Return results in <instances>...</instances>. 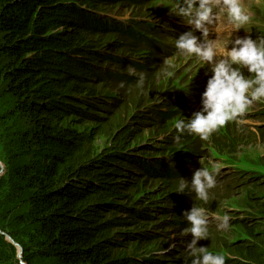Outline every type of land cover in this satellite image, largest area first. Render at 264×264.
I'll use <instances>...</instances> for the list:
<instances>
[{
  "label": "trees",
  "instance_id": "16d2710c",
  "mask_svg": "<svg viewBox=\"0 0 264 264\" xmlns=\"http://www.w3.org/2000/svg\"><path fill=\"white\" fill-rule=\"evenodd\" d=\"M120 1L131 2L0 0V100L11 105L0 122H13L21 157L0 180V230L20 247L22 264H168L129 249L153 241L157 236L144 224L167 212L155 209L157 216H150L152 203L148 206L136 195L141 196L145 181L166 178L151 167L159 168L161 162L126 156L138 164L139 175L120 177L123 167L110 159L93 160L83 134L66 123L69 118L102 122L92 114L96 108L106 112L95 105L100 102L115 108L116 100L96 93L99 83L92 81L97 78L101 84L137 81L119 80V74L101 68L105 61L122 68L133 63L121 56L108 58L118 50L106 41L109 34L126 37V44L138 50L150 49V60L160 49L158 32L148 24L128 32L129 21L117 22L116 28L103 22L99 6L109 8ZM146 30L157 35L155 45L143 39L141 31ZM134 66L152 76L148 66ZM175 98L169 104L176 105ZM171 113L159 115L168 118ZM186 202L188 197L182 205L189 206ZM4 247L10 256L0 253V261L19 264L16 248L0 235V249Z\"/></svg>",
  "mask_w": 264,
  "mask_h": 264
},
{
  "label": "rangeland",
  "instance_id": "374dc122",
  "mask_svg": "<svg viewBox=\"0 0 264 264\" xmlns=\"http://www.w3.org/2000/svg\"><path fill=\"white\" fill-rule=\"evenodd\" d=\"M130 1H120L111 7L107 6L109 8L99 6V10L102 8L98 12L101 13L103 22L116 28L117 20L129 21L128 32L133 31L132 26L141 23L144 26L153 25L159 35L160 49L154 52L153 60H150V49L148 51L145 46H141L138 50L129 43L126 44V37L109 34L106 41L111 46L116 44L118 50L109 53L111 55L108 54V58L125 56L126 60L133 62L131 66L134 68L138 64L148 66L152 76L146 77L142 89H138L136 83L125 84L124 88L111 81L101 84L100 78H97L92 81V85L99 83L95 86L96 93L103 99L116 100L115 108L111 104L103 106L104 102L95 104L106 109V112L92 109L93 115L102 118L100 123L98 120L87 119L80 122V119L81 124H78L76 118L66 120L68 125H73V130L83 134L82 137L90 145L93 160L98 162L110 159L115 166L119 164L123 167L120 177L126 175L137 178L139 175L136 172L140 171L138 164L132 162L133 159L128 160L126 156L141 159L145 163L161 162L157 164L159 168L155 165L151 167L154 172H163L160 175L166 178H150L152 180L145 181L141 196L136 195L143 202H148L146 205L152 203L150 216H157L155 209L167 212L161 211L163 213L153 218L151 224H144L147 232L157 236L153 241L135 246L131 244L129 249L136 251L137 256L155 262L162 260L168 264H190L185 249L191 237L184 234L188 223L182 213L196 204L209 209V237L198 241V246L207 247L214 254H222L225 264H264V102H253L242 116L212 133L208 140L185 134L179 144L175 143V121L190 118L200 110V96L211 72L209 66L203 67L195 58L177 55L174 39L190 30L191 26L171 14V0ZM241 3L251 14L249 23L242 29L234 32L227 23L226 15L220 13L215 24L210 26L209 39L215 40L218 47H224L236 36L264 38V0H241ZM148 32L141 31L143 39H150V45L156 44L157 35L151 36ZM195 34L200 35L199 32ZM227 47L230 48L231 45ZM168 62L175 66L171 69L174 71L171 78L161 75ZM100 64L101 68H109L108 71L119 74V80L138 78L127 72L128 67L122 68L106 61ZM243 71L246 76L249 75L246 70ZM173 98L178 100L177 103L174 101L176 105L168 102L173 101ZM4 101L5 99L0 100V117L11 107ZM83 108L87 111V107ZM171 111L173 114L168 118L159 115ZM13 125V122H0V180L11 173L21 158L18 147L15 148L14 141L18 133ZM115 166L107 168L116 169ZM200 167L216 171V187L210 190L207 204L194 199V193L186 192L185 195L174 192L179 177L190 181L193 172ZM130 169L136 173L133 174ZM168 172L176 173L177 176L171 178ZM186 197L190 199V202H186L189 206L182 205ZM224 214L230 217V227L217 230L216 217ZM244 224L246 226L243 228ZM3 225L7 226L8 220ZM0 235L4 242L14 246L17 251L20 249L9 235L1 230ZM0 253L10 256L6 247L1 248ZM18 261L22 264L21 259ZM0 264L12 263L3 259Z\"/></svg>",
  "mask_w": 264,
  "mask_h": 264
},
{
  "label": "clouds",
  "instance_id": "9594fccd",
  "mask_svg": "<svg viewBox=\"0 0 264 264\" xmlns=\"http://www.w3.org/2000/svg\"><path fill=\"white\" fill-rule=\"evenodd\" d=\"M170 10L172 15L191 26L190 30L174 39L177 55L195 58L203 67L209 66L211 72L200 96V110L190 118L175 121L177 134L174 142L179 144L185 134L208 140L212 133L242 116L253 102H264V38L236 36L224 47H218L215 40L209 39L210 26L215 24L218 13L226 15L234 32L249 23L251 14L245 10L241 0H171ZM197 32L199 36L195 34ZM229 44L230 48L227 47ZM174 67L168 62L161 75L173 77L171 69ZM243 70L249 75L246 76ZM127 72L138 77L136 87L142 89L146 74L137 73L132 66H128ZM119 87L124 88L125 82L121 81ZM216 183L215 169L210 171L207 167H200L193 172L190 181L179 177L174 192L194 193V199L207 204L210 190L216 187ZM182 217L188 223L184 234L191 237L185 249L190 264H225L222 254H214L207 247L198 246V241L209 237V209L193 204L190 210L182 213ZM216 219L217 230L230 227L227 214Z\"/></svg>",
  "mask_w": 264,
  "mask_h": 264
},
{
  "label": "bare ground",
  "instance_id": "6f19581e",
  "mask_svg": "<svg viewBox=\"0 0 264 264\" xmlns=\"http://www.w3.org/2000/svg\"><path fill=\"white\" fill-rule=\"evenodd\" d=\"M110 15V14H109ZM116 22H128V21H126V20H117ZM151 27H154L153 25H150ZM132 28H133V31H134V27L132 26ZM161 40V39H160ZM150 41V40H149ZM154 45H155V43H154ZM155 47H157V46H155ZM170 48V47H169ZM121 59H124L125 60V56H121L120 57ZM109 68H107V69H105V71L106 70H108Z\"/></svg>",
  "mask_w": 264,
  "mask_h": 264
},
{
  "label": "water",
  "instance_id": "95a60500",
  "mask_svg": "<svg viewBox=\"0 0 264 264\" xmlns=\"http://www.w3.org/2000/svg\"><path fill=\"white\" fill-rule=\"evenodd\" d=\"M17 258L18 259H21V250L20 249H18V251H17ZM22 263V262H21Z\"/></svg>",
  "mask_w": 264,
  "mask_h": 264
}]
</instances>
